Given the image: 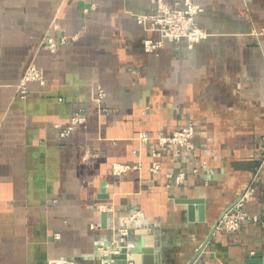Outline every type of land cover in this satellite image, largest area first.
<instances>
[{
    "label": "crops",
    "instance_id": "obj_1",
    "mask_svg": "<svg viewBox=\"0 0 264 264\" xmlns=\"http://www.w3.org/2000/svg\"><path fill=\"white\" fill-rule=\"evenodd\" d=\"M152 1L0 0V264H107L117 235L130 264H190L248 190L250 220L193 264L264 259V0H192L207 38L148 53ZM29 66L44 84L24 97ZM188 126L187 147L161 142Z\"/></svg>",
    "mask_w": 264,
    "mask_h": 264
},
{
    "label": "built area",
    "instance_id": "obj_2",
    "mask_svg": "<svg viewBox=\"0 0 264 264\" xmlns=\"http://www.w3.org/2000/svg\"><path fill=\"white\" fill-rule=\"evenodd\" d=\"M204 10L192 0H183L182 2L171 3L168 0H153L151 11L147 14L138 15L137 21L148 32L158 34L159 39L153 38L145 41V51L148 53L156 52L164 47L165 42L186 44L189 50L206 39L208 34L199 26L198 16ZM66 41L62 39L61 43ZM50 48H54L57 43L49 40ZM38 81L44 84L43 77L35 67L29 66L21 85L24 90V97L28 94L26 85L28 82ZM103 98L100 95L98 101ZM82 117L76 116L72 120L71 126L61 132V137L71 134L75 127L83 123ZM195 130L193 126H188L182 130L174 132L171 137L161 140L163 143L174 144L180 147H187L194 137ZM262 164H264V137L261 148ZM253 190H248L238 198L224 213L222 220L219 222L217 229L225 231H236L246 220H250L247 214L243 212L244 205L252 198ZM47 264H87L69 260H54Z\"/></svg>",
    "mask_w": 264,
    "mask_h": 264
},
{
    "label": "water",
    "instance_id": "obj_3",
    "mask_svg": "<svg viewBox=\"0 0 264 264\" xmlns=\"http://www.w3.org/2000/svg\"><path fill=\"white\" fill-rule=\"evenodd\" d=\"M180 203L188 206V221L189 222H193V223L194 222H201V223H203L205 221V206H204L203 200H181ZM223 215L220 218V220L216 223V225L212 228L210 235L208 236L207 240L205 241L203 246L200 248L199 252L195 256V258L191 261L190 264H193L197 260V258L200 256L201 252L204 250L206 245L209 243L210 239L212 238V236L216 232L218 224L222 220ZM106 218H107L106 216H103V219H102V228L103 229H106L107 225H108ZM106 249L110 253V254H106L105 256H103V258L106 260L107 264H130V262L128 261V255L131 252H130L129 248H127V246H121L120 249L116 248L114 250L112 248V245L109 244ZM114 251L117 252V254H114ZM140 253L143 255L142 264H153L154 263V261H153L154 250L153 249L142 248ZM98 264H102V260ZM245 264H264V259L259 260L256 258H250V259L246 260Z\"/></svg>",
    "mask_w": 264,
    "mask_h": 264
},
{
    "label": "rangeland",
    "instance_id": "obj_4",
    "mask_svg": "<svg viewBox=\"0 0 264 264\" xmlns=\"http://www.w3.org/2000/svg\"><path fill=\"white\" fill-rule=\"evenodd\" d=\"M126 242H127V236L123 237L121 235H117L116 237L112 239L111 245H112V248L115 250L116 248H120L121 246H126Z\"/></svg>",
    "mask_w": 264,
    "mask_h": 264
}]
</instances>
